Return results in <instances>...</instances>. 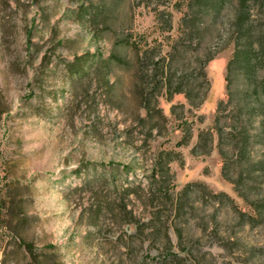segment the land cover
Masks as SVG:
<instances>
[{"label":"rangeland","instance_id":"rangeland-1","mask_svg":"<svg viewBox=\"0 0 264 264\" xmlns=\"http://www.w3.org/2000/svg\"><path fill=\"white\" fill-rule=\"evenodd\" d=\"M188 2L0 0V264H264V223L223 179L216 133L192 151L233 44L193 105L176 93L206 46L183 47Z\"/></svg>","mask_w":264,"mask_h":264},{"label":"trees","instance_id":"trees-1","mask_svg":"<svg viewBox=\"0 0 264 264\" xmlns=\"http://www.w3.org/2000/svg\"><path fill=\"white\" fill-rule=\"evenodd\" d=\"M187 8L192 15L183 21L190 42L195 44L183 47L200 50L201 45H206L203 56L197 59L198 77L192 82L186 76L175 84V92L183 94L190 105H193V94L199 90L198 84L203 81L208 84L204 73L206 64L229 42L233 44L225 67V100L217 106L214 128L199 133L192 151L196 155L208 156L213 147L214 131L218 154L222 158L223 179L232 184L242 200L256 211V218L247 219L264 223V0H191ZM224 16H228L226 23L221 21ZM116 39L120 41L119 45L132 48L126 38L118 36ZM112 57L115 62L123 63L115 54ZM178 57L181 62L185 61L184 54L178 53ZM157 63L162 61L157 60ZM172 63L168 62L166 67L173 69L175 78L177 67L171 68ZM139 69L134 77L143 73L141 65ZM166 77L163 81L167 83ZM166 86L169 90L172 87ZM152 104V101L147 103V117H161L159 110L149 109ZM200 186L195 184L190 188L195 190ZM213 199L218 203L223 199L234 207L224 194H217ZM236 213L242 219L247 217L239 211ZM166 241L169 243L168 237Z\"/></svg>","mask_w":264,"mask_h":264}]
</instances>
